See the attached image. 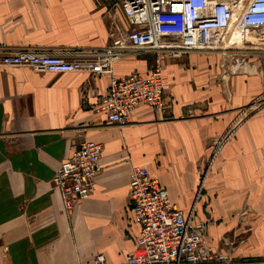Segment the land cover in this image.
Segmentation results:
<instances>
[{
    "label": "crops",
    "instance_id": "0c3cea01",
    "mask_svg": "<svg viewBox=\"0 0 264 264\" xmlns=\"http://www.w3.org/2000/svg\"><path fill=\"white\" fill-rule=\"evenodd\" d=\"M18 1L42 8L40 28L50 32L37 40L54 54L89 57L130 29L102 0ZM257 56L251 72L235 75L206 51L165 61L164 113L140 105L124 128L95 113L111 76L0 68V264H92L99 254L127 264L139 236L133 167L146 169L185 217L212 222L203 242L213 259L264 264V111L237 115L264 92ZM125 57L112 76L150 70ZM84 141L102 145L101 172L90 198L67 210L51 180Z\"/></svg>",
    "mask_w": 264,
    "mask_h": 264
},
{
    "label": "built area",
    "instance_id": "2783aa9c",
    "mask_svg": "<svg viewBox=\"0 0 264 264\" xmlns=\"http://www.w3.org/2000/svg\"><path fill=\"white\" fill-rule=\"evenodd\" d=\"M120 12L130 29L110 34L111 45L89 57L54 53H20L0 59L3 67H29L37 72L67 74L86 71L111 76L106 94L95 110L119 128L129 125L140 105L162 115L166 108L163 62L191 52L226 51L243 43L264 41V0H102ZM263 36V37H262ZM262 37V38H261ZM136 51L160 55L146 74L114 77L113 63ZM101 144L84 141L70 147L69 157L51 180L67 210L89 198L101 172ZM131 218L139 226L135 251L127 264H213L203 242L210 221L196 223L176 210L167 191L146 169L133 167L129 178ZM220 260V259H219ZM92 264H105L103 255Z\"/></svg>",
    "mask_w": 264,
    "mask_h": 264
},
{
    "label": "rangeland",
    "instance_id": "374dc122",
    "mask_svg": "<svg viewBox=\"0 0 264 264\" xmlns=\"http://www.w3.org/2000/svg\"><path fill=\"white\" fill-rule=\"evenodd\" d=\"M44 15L42 8L25 1L0 0V59L25 52L51 53V51L42 47L41 41L37 40L41 37L42 32H50L40 28L45 20ZM46 25H49V23H46ZM206 52L218 54L219 64L227 67L228 75L248 73L251 72L248 67L252 66L254 61L257 60L258 53L264 54V41L250 40L249 42L246 41L243 46H235L231 50ZM128 56L144 60L150 69L155 66L158 56L161 57L157 53L148 51H136L129 53ZM161 58L163 59L162 64L165 61L172 60L167 56ZM245 67L246 69H244ZM0 68H3V66L0 65ZM259 111H264V92L253 98L246 107L240 108L237 115L248 117ZM217 257L218 259H215L216 262L213 264H229L219 254H217Z\"/></svg>",
    "mask_w": 264,
    "mask_h": 264
},
{
    "label": "bare ground",
    "instance_id": "6f19581e",
    "mask_svg": "<svg viewBox=\"0 0 264 264\" xmlns=\"http://www.w3.org/2000/svg\"><path fill=\"white\" fill-rule=\"evenodd\" d=\"M234 40H236V43H238L239 44V46H237V47H241V46H243L244 45V43L242 42L243 41V39L241 38V36L238 34V33H235L234 34ZM113 69H114V67H113ZM131 118V117H130ZM102 157V156H101ZM97 179V178H96ZM169 195V194H168ZM90 198V197H89Z\"/></svg>",
    "mask_w": 264,
    "mask_h": 264
}]
</instances>
